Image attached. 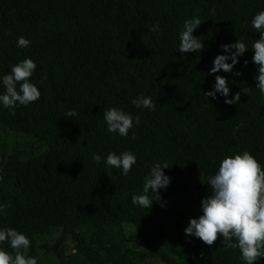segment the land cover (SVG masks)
I'll use <instances>...</instances> for the list:
<instances>
[{
	"label": "trees",
	"instance_id": "1",
	"mask_svg": "<svg viewBox=\"0 0 264 264\" xmlns=\"http://www.w3.org/2000/svg\"><path fill=\"white\" fill-rule=\"evenodd\" d=\"M261 10L264 0H0V75L29 57L41 93L27 106L0 107V227L27 235L38 264L36 239L55 229L61 237L45 247L62 264H242L239 250L219 238L209 246L185 235L181 221L201 212L188 216L166 202L200 204L225 156L248 151L264 165L254 51L246 49L232 72L209 74L222 44L239 39L250 47L259 38L250 21ZM191 17L201 21L193 35L204 47L180 54L179 32ZM21 36L27 48L17 47ZM215 75L228 79L230 97L240 93L236 104L219 94L204 98ZM138 96L150 97L155 110L136 108ZM110 107L138 115L140 124L126 137L107 132L103 110ZM124 150L137 157L127 176L103 163ZM154 162L167 163L171 183L149 210L131 196L142 192ZM191 172L203 174L196 188ZM124 225L135 228L140 249L129 247ZM68 239L74 247L66 257Z\"/></svg>",
	"mask_w": 264,
	"mask_h": 264
},
{
	"label": "clouds",
	"instance_id": "2",
	"mask_svg": "<svg viewBox=\"0 0 264 264\" xmlns=\"http://www.w3.org/2000/svg\"><path fill=\"white\" fill-rule=\"evenodd\" d=\"M201 24L197 17L186 18L179 32V53L197 52L203 50L204 43L193 35ZM251 28L259 33L250 47L242 40L222 44V54L213 60L209 74L232 72L246 49L254 51L251 59L256 65L258 75L255 88L264 96V10L256 13L251 21ZM158 27V25H157ZM30 40L18 37L16 44L19 48H27ZM230 61V62H229ZM247 65L248 61H244ZM37 68L36 63L29 57L10 66V71L0 75V107L9 111L17 106H27L39 99L41 93L31 77ZM235 75H241L236 72ZM229 81L226 77L215 75V83L211 90L204 92V98L216 99L217 95L224 97V103L236 104L240 93L229 96ZM138 109L155 110V104L150 97L138 96L131 100ZM67 117H74L75 112H69ZM103 120L109 133L120 137L129 135L133 125L140 124V117L125 112L123 108L110 107L103 110ZM93 160L100 162L102 157L93 154ZM103 163L112 169H119L127 176L137 163L136 155L130 150L117 154L109 152ZM167 163L154 162L143 177L142 192L131 196V203L140 208H152L154 202H160V190H166L171 183V177L164 170ZM206 184L209 194L201 199V214L190 218L184 232L186 236L199 238L206 245H213L217 239L226 248L239 250L242 264H257L264 258V165L251 153L244 151L223 157L214 174L207 177ZM151 190V191H150ZM161 206H164L161 204ZM0 213H5V205L0 204ZM7 244L11 251L0 247V264H38L35 256L29 254L31 241L23 232L11 227H0V245Z\"/></svg>",
	"mask_w": 264,
	"mask_h": 264
},
{
	"label": "rangeland",
	"instance_id": "3",
	"mask_svg": "<svg viewBox=\"0 0 264 264\" xmlns=\"http://www.w3.org/2000/svg\"><path fill=\"white\" fill-rule=\"evenodd\" d=\"M16 140H21L24 142L23 138L13 137ZM188 182L190 183L192 188H196L198 184L203 181V174L198 172H191L186 175ZM167 189H161L160 194H166ZM166 205L175 210H179L188 216H194L201 212L200 204H193L188 202H182L177 199L169 198L166 202ZM183 225H188V221H181ZM167 228L170 231L177 232L180 230L177 226L167 224ZM122 231L128 237V245L132 249H140L137 239H136V230L131 225H124L122 227ZM61 237V231L58 229L52 230L50 234L46 236H38L36 239L38 246V253L40 255L41 264H62L61 260L57 256L55 252H49L45 246H53L56 241ZM74 243L71 240H66L64 244L61 246V250L64 252L67 257L69 254L73 252ZM146 264H163L159 260L149 259L146 261Z\"/></svg>",
	"mask_w": 264,
	"mask_h": 264
}]
</instances>
